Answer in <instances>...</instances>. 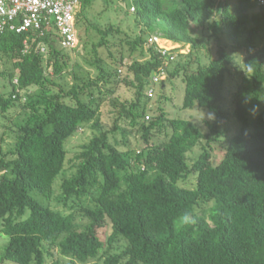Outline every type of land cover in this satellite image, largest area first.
Returning <instances> with one entry per match:
<instances>
[{
	"label": "trees",
	"instance_id": "trees-1",
	"mask_svg": "<svg viewBox=\"0 0 264 264\" xmlns=\"http://www.w3.org/2000/svg\"><path fill=\"white\" fill-rule=\"evenodd\" d=\"M79 1L77 40L93 77L72 72L68 88L57 83L70 60L51 33L33 43L30 36L27 52L30 34L0 36V233L7 237L0 264H264V7L254 0H120L129 1L122 9L130 37L119 25L89 23L85 11L94 0ZM151 36L189 51L170 60L174 51L162 56L147 45ZM38 43L45 53L35 50ZM241 49L230 114L223 87ZM124 58L131 63L120 78ZM160 72L165 79L153 83ZM178 78L180 109L214 115L206 133L190 120L168 119L160 107L147 116L146 92ZM120 84L134 99H108L115 117L106 129L99 110ZM232 117L238 127L228 137ZM120 120L142 146L129 147ZM81 128L92 136L70 152ZM222 141L223 157L212 166L210 145ZM185 211L195 224L179 222Z\"/></svg>",
	"mask_w": 264,
	"mask_h": 264
},
{
	"label": "rangeland",
	"instance_id": "rangeland-1",
	"mask_svg": "<svg viewBox=\"0 0 264 264\" xmlns=\"http://www.w3.org/2000/svg\"><path fill=\"white\" fill-rule=\"evenodd\" d=\"M222 1V0H219ZM124 4H129V1H126L125 3H122L120 0H112L109 3H106L105 0H94L92 3V6L85 11V15L89 23L96 25L98 28L105 30L110 25H119L120 28L127 33L130 37L134 35V32L131 29V19L130 17L125 18V14L123 12V6ZM86 26V25H84ZM130 27V28H128ZM83 29V25H79L78 29L76 31L79 32ZM78 34V33H77ZM92 38L91 40H94L97 42L98 37L93 36V33L90 35ZM116 46L115 48H118L117 42L115 41ZM156 46L160 49L167 50V51H174V55L177 53L186 54L189 51V46L180 47L179 45L175 44L172 45V47H169L168 44H165V42L158 40ZM211 46V56L214 54V44L213 42L210 43ZM113 48L111 50H114ZM87 51V50H86ZM82 49V46L77 40V44L74 48V50H68L65 53L67 54L70 65L66 72H64V77L61 80H58L57 83L61 84L64 88H68L72 83V72H76L79 74L89 73L91 77H93L94 71L91 70L87 65H85L84 61L88 59L87 55ZM124 53L126 55V52L124 50ZM244 49H241L237 52H234L232 54L233 56V62L231 65V70L228 76L225 78V83L223 87V106L225 110H228L230 114L233 111L232 106V99H233V93L235 92V86L240 81L238 79V71H241L242 66L241 62L245 56ZM100 55L103 58H106V51L100 50ZM76 61L79 63L80 67H72L73 62ZM131 63V61L127 58H124L123 65L119 68V72L117 71V74L120 78H124L127 76L126 74V67ZM207 64V60L202 63L201 66H204ZM2 69V64L0 62V70ZM243 71V70H242ZM243 73V72H242ZM130 78V77H129ZM165 76L163 78H160L159 80H164ZM158 80V81H159ZM165 80V85L161 87L159 84H156L154 86L153 92L151 93V96H148V91L146 92V95L150 98V102L148 104L149 111L147 112V116L150 117L151 115L157 113L156 109L157 107H160L163 112L165 113V116L170 118H179V119H186L193 122L199 129L202 131V133H206L207 129L205 126L206 122H212L214 115L207 111L206 109H199L197 107L192 108L191 110H181V103L183 98V88L184 85L181 82V80L174 79L171 80L169 83ZM105 101L100 107L99 115H100V122L103 125L104 128L109 129L112 125V122L115 117V111L112 110L109 107V101L111 97L117 98L119 101H132L134 99L133 90L125 87L123 84L115 86V91L112 96L106 94L104 95ZM118 125L121 129H124L127 132L126 140L128 141L129 147L136 149L139 146H142L143 144L138 140V137L136 133L132 130L130 131L129 128L124 124V120H120L118 122ZM238 124L233 119V117L229 120L227 123V129L228 131V137L231 136L232 133H234L237 130ZM92 136V132L88 129L81 128L78 130V133L74 136L72 140L68 143V150L70 152L75 151L79 146H81L83 143H85L90 137ZM120 135H116V140L119 141ZM110 142L112 143V140L110 139ZM225 142L222 141L221 143H212L209 148V153L211 156L210 164L212 166L216 165L221 158L223 157V150L225 147ZM121 149V147H118ZM199 154V147H195L191 152L188 153L187 159L188 162L191 164L193 159L197 157ZM72 155L70 154L69 157ZM59 178L57 177L56 180L53 183V186L58 183ZM195 181L194 179H191L188 182L189 187H192L194 185ZM56 187V186H55ZM57 188V187H56ZM57 193V191H56ZM50 206L56 208L57 205H55L54 201H50ZM60 206H58L59 208ZM109 228L108 226L104 228L103 237L108 235ZM7 242V237L0 233V251L2 250L3 246H5ZM59 258V257H58ZM61 259V258H60ZM62 260V259H61ZM51 259L46 258L45 264H49ZM64 261V260H62ZM8 264H14V263H8Z\"/></svg>",
	"mask_w": 264,
	"mask_h": 264
},
{
	"label": "built area",
	"instance_id": "built-area-1",
	"mask_svg": "<svg viewBox=\"0 0 264 264\" xmlns=\"http://www.w3.org/2000/svg\"><path fill=\"white\" fill-rule=\"evenodd\" d=\"M254 1L257 6L264 7V0ZM79 10V0H0V36L6 31L30 34L23 40L24 52H27L30 48L28 43L30 36V42L33 43L36 38L51 33L50 37L56 39L57 47L64 51L72 50L77 44L75 19ZM128 10L132 13L133 6ZM158 39L151 36L147 45H154L162 56L169 57L171 51L156 46ZM45 49L41 43L35 47L40 53H45ZM174 56L172 54L169 59ZM164 76V73L160 72L152 78V82L156 83ZM151 93L152 91L149 90L148 96H151Z\"/></svg>",
	"mask_w": 264,
	"mask_h": 264
},
{
	"label": "clouds",
	"instance_id": "clouds-1",
	"mask_svg": "<svg viewBox=\"0 0 264 264\" xmlns=\"http://www.w3.org/2000/svg\"><path fill=\"white\" fill-rule=\"evenodd\" d=\"M249 71H253V64L249 63L246 65ZM179 222L182 225H192L196 223V218L195 216L189 212V211H185L180 217H179Z\"/></svg>",
	"mask_w": 264,
	"mask_h": 264
},
{
	"label": "crops",
	"instance_id": "crops-1",
	"mask_svg": "<svg viewBox=\"0 0 264 264\" xmlns=\"http://www.w3.org/2000/svg\"><path fill=\"white\" fill-rule=\"evenodd\" d=\"M158 40L165 42V44H168L169 47H172V45H175L167 40H163V39H158Z\"/></svg>",
	"mask_w": 264,
	"mask_h": 264
}]
</instances>
